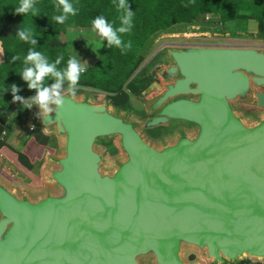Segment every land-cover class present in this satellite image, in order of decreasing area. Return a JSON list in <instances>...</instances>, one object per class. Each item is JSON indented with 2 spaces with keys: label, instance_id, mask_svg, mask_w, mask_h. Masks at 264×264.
<instances>
[{
  "label": "water",
  "instance_id": "water-1",
  "mask_svg": "<svg viewBox=\"0 0 264 264\" xmlns=\"http://www.w3.org/2000/svg\"><path fill=\"white\" fill-rule=\"evenodd\" d=\"M156 59L142 117L87 91H61L44 118L32 103L59 152L36 187L0 173V264H264V47L167 44Z\"/></svg>",
  "mask_w": 264,
  "mask_h": 264
},
{
  "label": "trees",
  "instance_id": "trees-1",
  "mask_svg": "<svg viewBox=\"0 0 264 264\" xmlns=\"http://www.w3.org/2000/svg\"><path fill=\"white\" fill-rule=\"evenodd\" d=\"M20 2L21 0H0V148L5 145L8 116L17 101H13L10 86L14 84L17 87L15 95L19 97L36 95V90L29 89L21 76V71L31 66L25 64L29 50L41 52L48 63L54 64L56 70L63 73L68 59L73 57L68 52L66 43L60 39V34L66 28H92V21L103 16L116 30L121 26L120 17L123 14L122 10L117 9L118 0H68L76 15H69L63 24H58L53 18L62 14V6L58 4V0H34V10L30 9L27 14L15 12ZM127 5L134 13L132 28L128 33L117 31V36L125 44L130 42L131 47L124 49L109 46L108 41L103 38L95 60L86 66L77 85L105 93L114 105L122 108L128 106L127 93H138L147 82L138 85L128 78L142 61L144 50L152 37L159 31L167 30L173 25L189 24H197L206 29L215 23L217 28L218 24H222L224 29L226 23H231L234 27L228 31L234 34L235 31L243 32L246 21L253 20L256 23V36L264 41V0H127ZM25 28L32 30L35 45L16 36L18 29ZM14 56L18 59H13ZM55 82L54 77L46 76L43 86L50 87ZM66 87L69 84L65 79L60 89ZM31 127L32 132L27 134L22 149L14 152L18 161L17 168L29 180L27 185L36 187L40 181L29 171L31 161L39 158L43 150L53 151L46 146L47 136L40 131V127L34 122ZM0 173L7 180L15 179L2 170ZM243 263L248 261L237 264Z\"/></svg>",
  "mask_w": 264,
  "mask_h": 264
},
{
  "label": "rangeland",
  "instance_id": "rangeland-1",
  "mask_svg": "<svg viewBox=\"0 0 264 264\" xmlns=\"http://www.w3.org/2000/svg\"><path fill=\"white\" fill-rule=\"evenodd\" d=\"M216 18V17H213ZM222 25V24H221ZM234 27L231 23H226V27L223 29L216 27V23L212 26L202 29L197 24L189 25H173L167 30L159 31L156 35L152 37V40L148 47L144 50V56L142 61L132 72L128 80L133 81L134 83H145L148 78L156 79V72L158 71L161 62L156 59V54L158 49L163 45L169 44H200V45H236V46H255V47H264V41L256 36V23L253 20H247L245 23V30L243 32L235 31L234 34H230L228 29ZM60 39L66 43L68 52L77 59L80 60L82 64L86 63V66L90 65L96 58L97 52L101 45L102 39L96 32L92 31V28H83V27H68L65 32L60 34ZM88 43V44H87ZM92 49H95L93 51ZM153 74V75H152ZM144 76L143 79L141 78ZM143 86L139 92L144 88ZM61 91H69V87L60 89ZM87 91L91 94L93 102H101L104 100L106 95L105 93L98 91L89 87H80L77 86L76 93H81ZM138 93L134 94L128 92L127 104L125 108L112 106L113 108L120 109L121 111L127 110V112L142 117L144 116V111L141 103V96ZM156 93L154 89H151L147 92L142 98H149ZM239 108L245 112H253L257 109L247 105H239ZM35 116L38 114V110L32 113ZM33 118V120H34ZM54 141L52 146L54 148V154L59 152L58 143L56 135H54L53 130L50 129ZM50 134V133H49ZM164 131L157 128L144 130V136L151 142L156 143L161 138L166 137ZM162 135V136H161ZM161 136V138H160ZM112 143V141L110 142ZM109 142H101L99 148L104 150L107 153V162L113 161L119 156L117 149H115L112 144ZM47 161V159H46ZM5 172V171H3ZM6 173V172H5ZM8 174V173H6ZM10 175V174H8ZM190 250L184 251V257L188 258ZM192 254V253H190ZM143 264H149L143 262ZM229 264V263H226Z\"/></svg>",
  "mask_w": 264,
  "mask_h": 264
},
{
  "label": "clouds",
  "instance_id": "clouds-1",
  "mask_svg": "<svg viewBox=\"0 0 264 264\" xmlns=\"http://www.w3.org/2000/svg\"><path fill=\"white\" fill-rule=\"evenodd\" d=\"M33 3L34 0H21L15 12L27 14L30 12V9H32V11L34 10ZM58 4L62 6V14L53 17L58 24H63L69 15H76L72 4H70L68 0H58ZM117 9L123 12L120 17L121 26L118 29L114 30L103 16H99L92 21V31L96 32L101 38L106 39L109 46L115 45L117 48L128 49L131 47V43L125 44L122 39L117 36V31L122 34L131 31L134 13L128 9L127 0H118ZM125 25H127V27H125ZM16 36L20 40L30 42L33 45L36 43V41L32 39L33 32L31 29H18L16 31ZM92 50L95 51V49ZM121 52L123 53L124 51ZM13 59H18V57L14 56ZM58 62L59 61H57V63ZM25 64H31V66L24 68L21 71V76L23 80L27 82L29 89L36 90V95L25 102L24 98L15 95L18 89L13 84L10 86L13 93L12 98L14 102L20 100L22 108L31 107L32 103H36L41 109V118L47 117L50 112L56 110L50 107L51 104H55L57 108L63 107L64 97L61 95L60 88L65 79L69 84V97L76 95L80 75L86 70V63L82 64L76 57H70L67 61L65 71L61 73L56 70L54 64L48 63L41 52L31 49L25 57ZM46 76L55 78L56 82L50 87L43 86V81Z\"/></svg>",
  "mask_w": 264,
  "mask_h": 264
},
{
  "label": "crops",
  "instance_id": "crops-1",
  "mask_svg": "<svg viewBox=\"0 0 264 264\" xmlns=\"http://www.w3.org/2000/svg\"><path fill=\"white\" fill-rule=\"evenodd\" d=\"M1 60L2 54L0 50V61ZM32 97L34 96L24 97V101L27 102ZM33 112V109L30 107L22 108L21 101L17 100L14 104L13 110L8 116V131L4 138L5 145H2L0 148V167L2 171H5L10 175H12L14 170H19V168H17V156L14 151H20L22 149L27 134L32 132L31 130L29 131V127H31L33 123ZM40 131L47 136L46 146L51 148L54 152V148L52 146V143L54 141L52 137L53 134H49V132L47 133L42 127H40ZM45 154L46 150H43L39 155V158H35L31 161V167L29 171L34 174L37 178L40 177V165L43 162Z\"/></svg>",
  "mask_w": 264,
  "mask_h": 264
},
{
  "label": "flooded vegetation",
  "instance_id": "flooded-vegetation-1",
  "mask_svg": "<svg viewBox=\"0 0 264 264\" xmlns=\"http://www.w3.org/2000/svg\"><path fill=\"white\" fill-rule=\"evenodd\" d=\"M153 75V74H152ZM144 76L142 75V77L141 78H143ZM143 79H147V77L146 78H143ZM153 80V77L152 78H148L146 81V84H145V86L148 84V83H150L151 81Z\"/></svg>",
  "mask_w": 264,
  "mask_h": 264
},
{
  "label": "built area",
  "instance_id": "built-area-1",
  "mask_svg": "<svg viewBox=\"0 0 264 264\" xmlns=\"http://www.w3.org/2000/svg\"><path fill=\"white\" fill-rule=\"evenodd\" d=\"M32 127H29V130H31ZM243 264H253L251 262L248 261V263H243Z\"/></svg>",
  "mask_w": 264,
  "mask_h": 264
}]
</instances>
